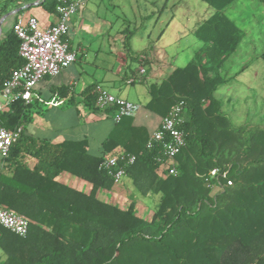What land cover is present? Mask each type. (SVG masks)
<instances>
[{
	"label": "trees",
	"instance_id": "trees-1",
	"mask_svg": "<svg viewBox=\"0 0 264 264\" xmlns=\"http://www.w3.org/2000/svg\"><path fill=\"white\" fill-rule=\"evenodd\" d=\"M30 1L0 0V18ZM202 1L212 9L194 30L204 46L186 66L149 84L145 104L164 117L175 103L186 104L181 125L185 146L173 164L178 173L160 172L159 148L148 147L150 136L126 123L131 116L117 122L104 142L108 152L123 143L127 130L133 135L123 143L124 152L136 155L126 175L142 197L158 196L150 215L138 214L134 203L124 208L98 197L99 190L116 182L100 167L104 157L90 155L84 139L42 142L35 152L39 169L51 178L65 170L91 182L92 190L87 194L51 185L45 177L26 188L2 174L0 205L25 216L30 226L21 236L0 225L6 256L1 264H264V129L234 127L216 95L239 75L227 78L221 69L237 52L245 31L225 12L236 0ZM40 5L56 13L57 0ZM133 34L127 31V52L132 62L147 66L148 61L131 50ZM19 46L12 28L0 38V87L23 64ZM259 56L264 60V50ZM94 86L84 91L92 101ZM68 93V87H61V96ZM28 105L14 100L0 112L2 124L9 130L21 126ZM113 111L106 109L109 116ZM15 144L11 152L18 150ZM216 167L227 175L217 180L210 174ZM215 184L221 188L217 192Z\"/></svg>",
	"mask_w": 264,
	"mask_h": 264
},
{
	"label": "crops",
	"instance_id": "crops-1",
	"mask_svg": "<svg viewBox=\"0 0 264 264\" xmlns=\"http://www.w3.org/2000/svg\"><path fill=\"white\" fill-rule=\"evenodd\" d=\"M235 2L225 9L226 14L232 20L234 18L228 12ZM34 7L37 8L32 9ZM127 7L128 9L131 7L132 12L130 15L127 14L129 12ZM100 8H105L104 13L106 14L101 12ZM204 8L205 11L201 12H204V14H201L199 21L192 30V40L196 47L194 57L204 46V43L195 36L194 30L212 12L209 5H204ZM144 9L147 10L148 14L141 13ZM118 10L120 14H113L118 19L124 16L132 17L135 20H143V17H145L147 21H150L155 17V13L157 14L155 23L153 21L151 22L152 24L150 23L145 27L146 31L144 34L147 35L143 37L145 42H139V46H136L135 41H133V37L136 35L135 32L130 39L131 50L138 53L142 58L145 56L144 59L148 61L146 75L143 76L141 81L129 82L131 77L137 75L141 64L137 63V66H134L135 62L131 60L132 55L130 56L127 52V31L122 28V25L115 30V24L110 19L114 17L111 14H107V12ZM171 10V0H139V2L138 0H132L130 5L127 3L123 4L121 0L120 2L113 1V3L108 5L105 3L103 5L102 0H86L85 7L79 15L74 17L67 37L71 47L76 48L78 52L75 62L78 60L83 61L85 66H78L72 63L58 75L46 76L38 82L36 92L45 102H49L57 96L63 99V103L54 105L33 101L28 105L23 124L21 125L23 128L22 138L15 142L19 145L18 150L17 148L14 149V152H11L9 157L5 159L0 157V177L4 174L7 176L8 182H15V185L26 186V188H33L37 182L39 183L40 178L45 177L51 181V185L59 183L87 194L91 192L93 186L91 182L65 170L52 178L49 177L51 174L47 175L45 169H39L40 160L35 154L39 144L42 142L60 144L65 140L83 139L86 142L88 153L94 157H106L113 155L115 152L125 150L123 143L133 136L129 130L125 132L122 138L123 143L111 151L107 152L105 150L104 142L118 123L114 120L115 111L109 116L106 110H97L95 101H92L93 98H86L87 95L84 91L91 85H95L94 88L97 85H101L112 94L137 103L140 106L137 113L131 116V119L126 121V123H131L138 132L145 131L151 136L159 127L164 116L158 115L145 107L150 98L148 85L160 82L176 69L165 62L164 64H155L160 47L158 46V41L154 42V40L150 39L151 27L160 26L159 36L165 33L166 28L173 21V17L169 16ZM19 15L25 17L30 15L37 16L42 27L49 26L58 20L56 13L47 11L41 5H36L12 15L13 21L6 28L5 23L2 25L0 38L12 28V23ZM130 22L132 23V21ZM141 25L143 24L141 23ZM243 30L245 35L238 50L242 48L244 42H248L251 45L257 41L256 38L249 36L245 29ZM82 34H85V36ZM95 39L102 41L99 44H93ZM123 54H128L129 58L127 56L122 57ZM232 56L225 62L224 66L229 64ZM221 73L226 76L223 71ZM231 76L233 75H227L226 77L229 78ZM232 80L233 82L223 87L233 90L235 88V80L234 78ZM61 87L69 88L67 96H61ZM51 170L49 173H51ZM124 177H127V175ZM121 189L119 187L122 192L123 189ZM113 192L115 193L116 190L111 187L107 190H99L97 195L104 201L113 202ZM125 194L127 197L129 196L127 192ZM5 259V253L0 246V264Z\"/></svg>",
	"mask_w": 264,
	"mask_h": 264
},
{
	"label": "built area",
	"instance_id": "built-area-1",
	"mask_svg": "<svg viewBox=\"0 0 264 264\" xmlns=\"http://www.w3.org/2000/svg\"><path fill=\"white\" fill-rule=\"evenodd\" d=\"M86 5V0H57V22L42 27L37 16H23L12 23V29L20 39L19 55L23 64L14 69L0 87V112L14 100L22 99L26 104L33 101L45 102L36 92L38 82L46 76H56L63 69L77 60V49L72 48L68 41L73 19L79 15ZM147 67L141 65L137 75L129 82H137L146 75ZM95 106L100 110L115 109L114 120L121 121L124 117L134 116L139 105L122 97L116 96L101 85L95 87ZM46 104L58 105L63 99L54 97ZM186 104L179 101L172 105L168 114L163 117L159 127L151 134L148 147H158L156 161L160 163L161 173L168 170L177 174L173 165L176 156L185 146V134L181 125L185 122ZM23 128L18 126L14 130L6 128L0 119V157L5 159L10 155L13 144L18 140ZM136 155L120 152L106 156L100 167L110 172L115 182H119L126 175V166L134 163ZM210 174L217 180L226 176L227 171L221 172L216 167ZM0 225L8 228L17 235L24 236L29 232L30 221L14 209L0 205Z\"/></svg>",
	"mask_w": 264,
	"mask_h": 264
},
{
	"label": "rangeland",
	"instance_id": "rangeland-1",
	"mask_svg": "<svg viewBox=\"0 0 264 264\" xmlns=\"http://www.w3.org/2000/svg\"><path fill=\"white\" fill-rule=\"evenodd\" d=\"M113 1L120 2V0H102V4L108 5L113 3ZM121 1L123 4L127 3L130 5L132 0ZM204 5L207 4L202 0H171L172 10L169 12V16L173 17L171 25L166 28L165 33L161 36H159V25L151 27L150 39L154 40V42L158 41V46L160 47L155 64H164L165 62L174 68H178L186 66L193 59L196 47L192 40V30L199 21L201 14H204V12L201 13L203 10L205 11ZM233 5L228 12L229 15L234 18L241 28L249 33V36L256 38L257 41L251 45L248 42H244L242 48L232 56L229 64L223 66L221 71L226 76L238 73L239 75L234 78L235 88L233 90L221 87L216 95L222 99V109L229 116L234 127L246 126L248 130L264 129V60L259 56L264 50V3L259 0H237ZM35 8L37 7L32 9ZM100 9L101 12H105V8ZM128 10L127 14L130 15L132 12L131 7ZM141 13L148 14L146 9L142 10ZM107 14L113 16V14H120V12L118 10L107 12ZM156 16L157 14L155 13V17L150 21H147L145 17H143V20H135L132 17L124 16L120 19L113 16L114 18L110 19L115 24V30L122 25V28L126 31L135 32L136 35L133 37V41H135L136 46H139V42H145L143 37L147 36L144 34L146 31L145 27L153 21L155 23ZM11 21H13V16L5 19L3 22V24H6L5 28ZM82 35L85 36V34ZM101 41L100 39H95L93 44H99ZM126 56L129 58L128 54L122 55V57ZM74 64L85 66V62L79 60L74 62ZM134 66H137V64L134 63ZM114 185L113 188L116 192L112 194L113 203L115 202L124 208L128 207L130 203H134L136 212L142 216L150 215L157 204L158 196L151 198L142 197L131 186L133 184L128 177H124ZM119 187L123 189L122 192ZM220 189L219 185L215 184L213 186L214 192ZM126 192L129 194L128 197L125 194Z\"/></svg>",
	"mask_w": 264,
	"mask_h": 264
},
{
	"label": "water",
	"instance_id": "water-1",
	"mask_svg": "<svg viewBox=\"0 0 264 264\" xmlns=\"http://www.w3.org/2000/svg\"><path fill=\"white\" fill-rule=\"evenodd\" d=\"M43 1L45 0H36L30 3H27L25 5H22L21 7H17L11 11H9L8 13L4 14L1 18H0V29L2 28L3 22L5 21V19H7V17L18 14L19 12L25 10V9H29L33 6L36 5H40Z\"/></svg>",
	"mask_w": 264,
	"mask_h": 264
}]
</instances>
